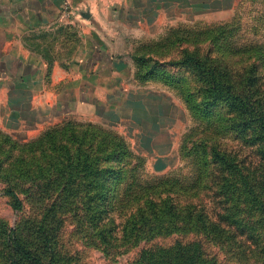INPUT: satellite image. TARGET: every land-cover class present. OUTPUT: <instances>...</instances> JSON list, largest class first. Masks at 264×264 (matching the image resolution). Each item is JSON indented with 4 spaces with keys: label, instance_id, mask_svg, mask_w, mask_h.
<instances>
[{
    "label": "rangeland",
    "instance_id": "rangeland-1",
    "mask_svg": "<svg viewBox=\"0 0 264 264\" xmlns=\"http://www.w3.org/2000/svg\"><path fill=\"white\" fill-rule=\"evenodd\" d=\"M149 2L145 13L154 21L145 25L143 34L160 36L139 42L157 47L156 63H160L165 73L174 75L175 87L166 85L169 90L158 84L135 86L132 73L130 82L125 83V78L122 85L115 87L127 99L126 115H135V118L110 127L124 134L115 132L124 138L133 153L124 162L127 172L121 184L115 192H110L105 204L101 200L104 194L94 183L100 180L109 185V175L95 178L88 173L74 172L70 177L61 171L60 162L66 161L65 155L70 153L76 157L80 148L93 152L103 148L101 135L84 139L76 136L82 135L87 129L82 125L88 122H82L77 129L53 125L49 132L54 133L43 137L39 130L46 123L32 125V120L25 119H31L37 112L26 109L24 104L0 103V264H36L13 247V237L42 263L189 264L194 260L196 264H264V199L261 205L258 202L248 205L247 192L240 182L252 171L249 178H254V195L262 193L259 185L264 183V160L249 147L241 146V142L230 140L228 145L240 158L254 159L250 165L238 167L236 181L240 184L236 196L229 199L217 196L210 186L196 182L199 168L210 166L202 165L201 149L196 142L193 144L206 133L207 123L191 115L184 98L204 80L189 68L173 64L186 49L203 57H217L220 67L231 65L234 74L231 78L236 83V69L246 74L243 67L262 57L264 60V0ZM58 33L63 35L59 50L65 53L52 55L51 49L46 51L43 44L49 42L50 36L57 41ZM168 35V49L154 44L164 43L163 38ZM39 37L46 51L43 53L61 61L78 34L73 27L64 26L50 34L43 32ZM258 50L261 54H255ZM120 58L127 65L131 62L128 56L114 57ZM145 104L151 113L157 114L145 115L146 119L141 121L144 125H140L139 115L144 114ZM114 111L107 113L113 115ZM102 153L100 160L105 155ZM100 160V167L111 166ZM69 178L75 179V186L64 191L63 183ZM151 189L156 193L150 198H156L158 204L170 198L168 202L177 204L183 214L170 220L159 216L147 217L145 221L139 219L133 227L131 221L137 213L134 210L141 202L135 197L150 193ZM9 191L22 200V209L15 208ZM64 198L67 201L61 205ZM96 199H100V205ZM189 209L203 211L207 219L220 223L221 229L196 227L191 220L187 221ZM238 223L250 228L242 229Z\"/></svg>",
    "mask_w": 264,
    "mask_h": 264
},
{
    "label": "crops",
    "instance_id": "crops-1",
    "mask_svg": "<svg viewBox=\"0 0 264 264\" xmlns=\"http://www.w3.org/2000/svg\"><path fill=\"white\" fill-rule=\"evenodd\" d=\"M149 1L71 0L72 9L65 13L63 0H0V103L24 104L37 112L25 119L32 120V125L46 123L39 134L67 120L102 125L122 134L113 125L135 115H126L127 99L115 87L125 78V83L130 82L132 73L135 86L158 84L170 90L160 80L136 78L134 55L144 39L160 36L143 34L145 25L154 21L145 13ZM64 26L73 27L78 38L69 44L66 58H48L43 52L50 49L52 55L65 53L59 50L63 35L58 33L57 41L50 36L43 44L46 51L39 36ZM115 56H128L131 62L127 65ZM142 108L140 125L145 115L157 114L151 113L148 104ZM111 110H116L113 115L107 113Z\"/></svg>",
    "mask_w": 264,
    "mask_h": 264
},
{
    "label": "trees",
    "instance_id": "trees-1",
    "mask_svg": "<svg viewBox=\"0 0 264 264\" xmlns=\"http://www.w3.org/2000/svg\"><path fill=\"white\" fill-rule=\"evenodd\" d=\"M169 38L168 35L163 38L165 40L164 43L159 41L154 44H157L162 49H168L167 41H170ZM157 52V47H154L153 43L143 44L139 47L138 52L134 55L137 65L136 78L140 81L157 79L170 87H175L172 84L174 75L165 73L164 70L160 69V63H156L159 60L155 55ZM255 54L261 53L258 50ZM218 60L217 57H203L199 52H191L186 49L184 52L181 51L180 59L174 60L173 63L179 68H189L194 75L204 80V84L201 83L200 87L190 90L187 93L188 97L184 98L191 115L196 120L207 123L206 133H203L201 139L195 140L193 144L196 142L198 149H201L202 165L205 166L208 163L210 169L208 167L201 169L202 166L200 165V172L196 182L205 183L203 186H210L215 195L225 196L228 199L231 196H236V190H238V185L241 182L243 190L247 192L245 202L248 205L254 202H258L261 205L264 199V183L259 185L262 193L254 195L255 191L252 187L255 183L254 178H249L250 174H253L252 171L246 168L250 174L246 176L245 180L239 183L236 181L239 165H250V162L254 159L247 161L246 157L240 158L236 150L228 145V142L237 140L241 142V146L249 147L257 157L260 156V160H264V60L262 57L243 67V70L246 69L247 71L246 74L242 70L236 69V83L231 78L234 77L231 65L228 63L226 66L220 67ZM238 79L241 81H238ZM81 124L84 123L67 120L54 126L77 129ZM82 126H86L87 129L82 132V135L76 134V136L79 139H84L101 135L100 146L103 148H100L97 152L84 151L80 148L76 157L70 153L65 155L66 161L62 160L60 162L63 165L61 171L69 174L70 177L74 172L88 173L95 178L104 174L109 175L110 177L107 178V180H110L109 185L100 180L94 183L100 192L104 194L101 196V200L102 204H105L110 192H115L119 184H121L123 175L127 172L124 169V162L133 152L124 138L116 134V131L89 122ZM50 127L41 133V136L45 137L50 135V133H54L49 132ZM102 151L105 152V155L100 160L103 154ZM99 160L100 163L104 160L105 163H109L111 166L104 169L100 167ZM74 183L75 179L69 178L67 183H63L64 191L67 188H73L75 186ZM154 193L156 192L151 189L150 193L144 192L142 195L135 197V199H140L141 202L137 209L134 210L137 213L135 214L136 219L131 221L133 227L136 226L139 219L145 221L147 217L159 216L170 220L179 218L183 214L178 209L177 204L168 202L170 198H165L162 204H158L156 198H150ZM9 194L14 198L15 208L22 209V200L19 196L12 191H9ZM146 196L147 198H145ZM66 201L65 198L62 199L60 204L62 205ZM94 201L100 205V199ZM46 205L45 209L48 211L50 208H48V204ZM53 205L55 203H52ZM217 214L220 215V213ZM186 215L188 216L187 221L191 220L196 227L202 226L209 230L221 229L220 223L207 219L206 213L201 210L196 212L195 209H189ZM233 215V213L230 214L231 217ZM239 225L242 226V229L250 228L246 224ZM205 234L211 236L210 231H206ZM12 245L25 259L31 260L36 264H55L53 261L42 263L43 261L24 247L16 237H13ZM192 261L189 264H196L194 260Z\"/></svg>",
    "mask_w": 264,
    "mask_h": 264
},
{
    "label": "built area",
    "instance_id": "built-area-1",
    "mask_svg": "<svg viewBox=\"0 0 264 264\" xmlns=\"http://www.w3.org/2000/svg\"><path fill=\"white\" fill-rule=\"evenodd\" d=\"M63 8L65 13H68L72 9L71 0H63Z\"/></svg>",
    "mask_w": 264,
    "mask_h": 264
}]
</instances>
